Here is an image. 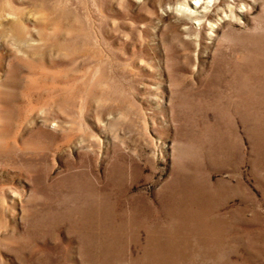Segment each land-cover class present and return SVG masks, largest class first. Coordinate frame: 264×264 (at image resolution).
Returning a JSON list of instances; mask_svg holds the SVG:
<instances>
[{
	"label": "rangeland",
	"instance_id": "obj_1",
	"mask_svg": "<svg viewBox=\"0 0 264 264\" xmlns=\"http://www.w3.org/2000/svg\"><path fill=\"white\" fill-rule=\"evenodd\" d=\"M191 1L0 0V264H264V0Z\"/></svg>",
	"mask_w": 264,
	"mask_h": 264
},
{
	"label": "bare ground",
	"instance_id": "obj_2",
	"mask_svg": "<svg viewBox=\"0 0 264 264\" xmlns=\"http://www.w3.org/2000/svg\"><path fill=\"white\" fill-rule=\"evenodd\" d=\"M194 3H192V9L186 5V3H183V11L186 12V16L188 19H195L196 22L194 21V24H201L200 21H202L204 18H206V12L210 10L212 7L213 3L215 0H192ZM191 1V2H192ZM190 6V5H189ZM199 8L204 10V13L202 16H199ZM207 10V11H206ZM210 12V11H209ZM205 23H206V19ZM183 22V21H182ZM203 22V21H202ZM213 28V27H212Z\"/></svg>",
	"mask_w": 264,
	"mask_h": 264
}]
</instances>
